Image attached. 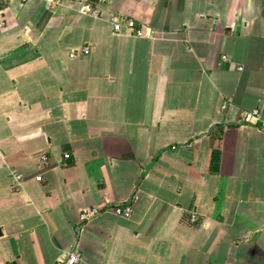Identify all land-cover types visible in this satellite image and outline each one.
I'll use <instances>...</instances> for the list:
<instances>
[{
  "label": "crops",
  "instance_id": "obj_1",
  "mask_svg": "<svg viewBox=\"0 0 264 264\" xmlns=\"http://www.w3.org/2000/svg\"><path fill=\"white\" fill-rule=\"evenodd\" d=\"M0 17V264H264V130L241 122L264 120V0Z\"/></svg>",
  "mask_w": 264,
  "mask_h": 264
},
{
  "label": "built area",
  "instance_id": "obj_2",
  "mask_svg": "<svg viewBox=\"0 0 264 264\" xmlns=\"http://www.w3.org/2000/svg\"><path fill=\"white\" fill-rule=\"evenodd\" d=\"M11 1L12 0H0V12ZM19 1H20V3H25L28 0H19ZM103 1H107V0H103ZM82 11H83V13L92 15L94 17L99 16V10L95 7H92V5L90 3L84 4L82 7ZM0 20H1V17H0ZM112 29L115 33H120L122 31H124V32H126L132 36H136V37L142 36L141 29L137 25V23L134 20L128 19V18H119V19L115 18L114 21L112 22ZM88 51H89V49L87 46L83 47L82 52L84 54H88ZM221 61L227 62L228 57L222 56ZM241 122L245 125L260 126L264 130V120H263L261 113L258 109H253L251 111L242 112L241 113ZM44 162H46L45 158L42 159V163H44ZM36 179L38 182H41V180H42L40 176H38ZM112 212L118 216L128 217L130 215V208H128V207H125V208L116 207L112 210ZM96 215H99V212L96 209H91L89 212L83 213L81 215V218L83 220L91 219ZM189 220L192 222L195 221L194 215H191ZM81 263H82V258L80 256V254L75 250V251L67 252L66 257L63 260H56L52 264H81Z\"/></svg>",
  "mask_w": 264,
  "mask_h": 264
}]
</instances>
